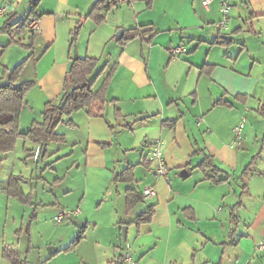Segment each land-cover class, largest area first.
<instances>
[{
    "label": "crops",
    "instance_id": "obj_1",
    "mask_svg": "<svg viewBox=\"0 0 264 264\" xmlns=\"http://www.w3.org/2000/svg\"><path fill=\"white\" fill-rule=\"evenodd\" d=\"M23 1L0 0V9L6 8L0 18L11 17ZM96 1L40 0L36 10L39 29L31 31L35 57L38 47L44 49L33 77L25 78L33 81L34 87L25 95L20 120L22 131L26 105L33 109L37 100L34 90L42 100L41 112L47 102L60 101L71 58L99 59L92 77L104 70L94 88L112 71L104 114L74 111L73 124L62 122L66 125L61 131L65 139L60 142L64 145L55 144L54 148L61 151L63 146L72 145L75 161L67 173L77 167L76 172L81 170L87 182H83V190L75 186L82 196L68 206L80 209L76 219H87L89 179L97 182L101 174L112 176L108 220L113 236L118 229L125 230V241L121 246L115 244L114 259L107 257L96 264L125 263L127 243L138 264H199L201 252L204 262L212 264H240L249 254L264 257L257 249L264 241V125L253 115L264 108L257 96L262 77L254 73L255 63L248 69L242 58L245 50L253 52L255 43L259 51L264 49V0H229L223 32L214 26L221 18L215 17L217 10L221 13V0L213 1L209 8L202 0L201 6L198 0H153L151 7L145 0L114 6L108 0L100 12V22L88 16ZM79 21L78 40L71 43V30ZM145 24L143 30H150L144 37L119 39L126 38L129 29ZM120 29L124 32L118 37ZM12 31L17 36L23 29ZM218 37L231 41L220 43ZM178 45H185L187 52L172 56L170 48ZM47 55L53 56L52 63L40 68ZM18 80L16 84L21 82ZM248 112L260 124L256 128L245 126L242 142L236 144L234 129ZM261 116L264 119V114ZM41 119L34 117L33 121ZM31 124L28 122L24 130ZM158 139L164 143L168 180L154 175L156 164L149 158ZM50 145L37 144L40 150ZM207 155L221 177L228 175L227 180L217 182L210 178L211 168L207 171L199 166ZM147 185H155L157 190L151 203L142 198L128 205L127 189L142 194ZM236 204L235 226L232 210ZM149 205L154 208L151 220L138 225L135 218Z\"/></svg>",
    "mask_w": 264,
    "mask_h": 264
},
{
    "label": "rangeland",
    "instance_id": "obj_2",
    "mask_svg": "<svg viewBox=\"0 0 264 264\" xmlns=\"http://www.w3.org/2000/svg\"><path fill=\"white\" fill-rule=\"evenodd\" d=\"M30 2L31 0H24L9 21L11 23L18 22V25H20L29 14ZM198 3L201 6V0H198ZM123 7L127 6L123 5ZM219 16L222 18V13L217 10L215 17L218 18ZM6 19L0 18V28ZM220 19H217L216 22L220 21ZM209 24L212 26L211 23ZM15 29L14 25L12 30ZM24 30L20 31L17 36H11L9 32L0 34V85L8 82L11 69L25 59L26 61L22 69L24 74L21 75L22 72L20 73L19 80L17 79L18 82L27 81L25 80L26 77L30 79L29 76L33 77L34 75L35 65L37 67L39 62L38 57L43 53L42 50L44 48L38 47V57L36 58V53L33 52L34 47L26 45L31 41L30 37L34 33L30 30ZM222 30L225 31V28ZM222 30L221 32H223ZM22 41L26 43L24 44ZM251 45H254V43ZM242 58L248 69L255 63L254 73L262 77V82L257 89V96L259 99H262L260 107L264 106V49L263 51H259L255 43L253 52L249 54L245 50ZM52 60V55L45 56L40 62V68L49 66ZM33 87L34 84L31 83L26 94ZM32 94L37 99L34 105L35 108L32 103L30 104L33 109H31L29 104L26 105L27 115L25 114L22 119V132L27 131L24 130L25 125L30 121L33 122L34 117L36 119L43 118L41 112L42 105L40 104L42 100L38 98L37 90H34ZM30 98L28 97L27 100H30ZM256 106L258 107V105ZM249 112L245 115V126L247 128L251 126L256 128L260 123L255 121ZM255 112H253V115L255 114L256 117L260 118L261 124L264 125L261 113ZM20 124L21 122H19V128ZM65 126V123H61L57 132L61 133ZM261 127L264 128L262 125ZM247 128L245 127L244 131ZM261 139H263V136H261ZM70 142H72L71 139H69ZM50 143V146H44L40 150V147L32 139L21 137L17 139L15 147L12 150L0 152V264H11L4 256L3 249L6 245H13L20 257L25 259L26 264H47V262H50V264H96L101 263L107 257L114 259L113 251L117 250L115 244L117 243L119 246H121V243L122 245L124 244L125 230L120 231L118 229L117 235L113 236L114 231L108 220L112 209V191L114 190L112 176L110 173L103 176L101 174L97 177L99 179L97 182H92L95 179L92 181L89 179L86 197L87 210L85 214L89 222H87V219H83L82 216H79L77 219L73 216L71 219L57 221L55 216L64 210L62 206L69 209L68 206L79 200L82 196L81 191L76 192L75 186L78 185V190H83V182L84 184L87 182L81 170L78 173L76 172L77 167L74 169V172H71L72 170L70 169L67 173L68 167L75 161V158H73L75 154L72 155L73 152H71L72 145L63 146V149L59 151L54 149L56 147L55 144L62 146L64 145L63 142L52 141ZM67 148H69L68 152H64L67 151ZM91 175L90 172L89 176L91 177ZM12 178L15 182L11 181ZM10 182L12 183L11 186ZM68 188L72 190L66 192ZM19 189L23 193L21 196L16 194ZM84 192L86 193L85 188ZM29 195L30 199L26 200ZM151 200H147L146 203L150 204ZM95 222H97V227L93 224ZM85 225L87 226L85 239L81 243L79 242L74 249L66 251V247L77 237L81 226ZM209 237L215 239L212 235ZM51 247L57 248L54 254H50ZM231 248L234 251L236 249L235 246ZM128 250L133 256L130 248ZM201 253L203 254V252ZM201 253L196 263L212 264L209 261L204 262ZM236 256L237 252L234 254V259H236ZM244 257L247 258H242L240 264H246L247 261H250L252 264H264V257L262 255L252 257L249 254ZM133 261L134 264H138L135 259ZM114 264L129 263L126 261L125 263L116 261ZM179 264H194V262H180Z\"/></svg>",
    "mask_w": 264,
    "mask_h": 264
},
{
    "label": "trees",
    "instance_id": "obj_3",
    "mask_svg": "<svg viewBox=\"0 0 264 264\" xmlns=\"http://www.w3.org/2000/svg\"><path fill=\"white\" fill-rule=\"evenodd\" d=\"M106 1L108 0H97L91 8L88 16L93 17L96 21L100 22L103 16L100 14ZM147 7H151L153 0H145ZM40 0H31L30 10L28 16L23 20V22L18 25V22L11 23L9 20L11 17L7 18L0 28V34L4 32H9L11 36L14 35L12 27L25 29L27 28L30 20L32 18L37 19V7ZM111 5H117L112 2ZM81 22L79 21L76 26L71 30V43L77 40L79 30L81 27ZM148 24L141 25L139 27L129 29V35L119 38L120 40H128L133 37L139 36L144 37L147 30H143V27ZM220 40L218 42L229 44L230 39H225L224 37H218ZM31 41L26 44L28 47H33L34 35L30 37ZM216 42V39L215 41ZM25 60L21 61L13 69H11L8 77V82L0 85V152H7L15 147V143L18 138L29 137L38 145H46L51 141H63L65 136L57 132V127L60 123L66 121L68 124L72 123L71 115L76 110H86L89 115L92 116H102L104 114L105 106L107 103L106 90L112 76V71L108 73L103 79L101 85L94 88V85L103 72L104 68L99 70L95 76L92 77L95 72L99 59L91 56L84 57H73L71 58L69 70L66 75V79L63 86V92L58 103L47 102L42 111L43 119L42 121L34 120L30 128L22 132L19 128L20 115L24 107V100L27 90L30 88L32 81H23L16 84L20 73L25 64ZM224 103V102H219ZM226 103V102H225ZM260 112L264 114V108H261ZM211 156L207 155L199 163V166L203 167L205 170L210 168V178H213L217 182L225 181L228 179V175L221 177L219 175L220 170L215 167V165L210 160ZM20 179V177H18ZM11 181H14L13 178ZM15 182V181H14ZM10 182V186H11ZM128 192V205L133 204L135 201L142 199V194L135 192L131 189H127ZM17 195H23L22 191L19 189L16 193ZM30 199V195L26 200ZM237 207L233 206L232 219L236 226L238 223L237 218ZM153 205H149L146 211L142 212L135 218V222L139 225L151 220L153 213ZM85 226H82L79 230L77 237L66 247V250L74 248L85 235ZM4 256L11 262V264H26L25 259L21 258L17 249L12 245H6L3 249Z\"/></svg>",
    "mask_w": 264,
    "mask_h": 264
},
{
    "label": "built area",
    "instance_id": "obj_4",
    "mask_svg": "<svg viewBox=\"0 0 264 264\" xmlns=\"http://www.w3.org/2000/svg\"><path fill=\"white\" fill-rule=\"evenodd\" d=\"M133 0H112V2L116 4H122L127 2H132ZM215 0H202V3L205 7L209 8L211 3ZM221 13H222V19L220 21L216 22V28L218 30H222L223 28H227V17L230 11V2L229 0H221ZM6 8L0 9V14H4ZM27 28L30 31H37L39 29L38 20L36 18H32L27 26ZM187 52V47L185 45H178L170 48V53L172 56H179L182 53ZM245 127V118L242 119L240 124L236 126L234 129L236 133V144H240L242 142V136H243V129ZM150 160L155 162V167L153 169L154 175L160 178H164L166 180L169 179V166L165 157V151H164V143L161 139L156 140L153 143L152 151L150 154ZM156 187L155 185H147L143 191H142V198L143 200H150L156 195ZM80 213V209H64L59 215L55 216V219L57 221H63L64 219H71L73 216L78 215ZM130 244H126L127 252L125 253V261L127 263L134 264L132 254L129 252ZM257 249L262 252L264 255V241L258 243ZM252 264V263H248Z\"/></svg>",
    "mask_w": 264,
    "mask_h": 264
},
{
    "label": "water",
    "instance_id": "obj_5",
    "mask_svg": "<svg viewBox=\"0 0 264 264\" xmlns=\"http://www.w3.org/2000/svg\"><path fill=\"white\" fill-rule=\"evenodd\" d=\"M123 32H124V29H120L118 32H117V35L118 37H121L123 35ZM57 248H54V247H51L50 248V254L53 253Z\"/></svg>",
    "mask_w": 264,
    "mask_h": 264
}]
</instances>
